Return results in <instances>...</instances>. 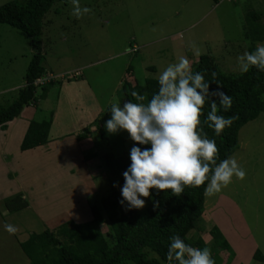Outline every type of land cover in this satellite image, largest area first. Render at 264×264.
Listing matches in <instances>:
<instances>
[{"label":"rangeland","instance_id":"374dc122","mask_svg":"<svg viewBox=\"0 0 264 264\" xmlns=\"http://www.w3.org/2000/svg\"><path fill=\"white\" fill-rule=\"evenodd\" d=\"M8 1L0 0V4ZM80 5L91 8L92 12L77 19L72 15L71 0H60L42 21L44 73L40 76L42 84L35 89L37 105L33 120L50 115L63 83L70 87L72 95L76 91L91 95L88 101L92 111L88 115L97 120L93 123L91 146L88 152L82 150L86 151L84 154L80 149L54 154L44 150L23 158L18 154L21 152L18 145L11 143L7 147L9 155L0 156V264H28L17 243L24 242L29 234L54 231L67 220L87 222L89 206L98 205L100 198L112 192L122 198L124 181L109 175L102 156L110 151L116 155L124 151L130 157L132 140L128 133L109 134L105 128V122L111 118V105L124 103L123 81L142 84L144 79H157L180 56L187 57L192 66L198 57L190 47L192 43L201 50V55L211 56L223 72L240 73L237 57L260 43H250L243 32L259 25L257 22H264V0L216 3L213 0H80ZM252 13L258 16V21L251 19ZM31 54L26 35L0 25V106L8 105L24 85ZM127 67L130 72H126ZM150 67L153 71L147 69ZM43 79L55 84L39 98L41 87L48 83ZM76 108L72 115L81 124L83 119ZM0 148L5 146L0 143ZM86 153L95 154L87 165L91 176L87 175L82 160L89 155ZM47 154L49 161L60 162L41 166L40 157ZM232 156L246 172L244 179L234 176L219 193L211 197L204 195L203 212L187 238H200L210 246L209 229L213 225L221 226L229 250L211 249L217 264H264V115L239 129L237 149ZM18 187L26 194L30 208L5 214L4 202L19 193ZM8 191L12 193L5 198ZM145 203H150V198ZM109 214H103L102 233L107 230ZM6 223L18 229L15 234L4 230ZM256 250L261 260L252 258Z\"/></svg>","mask_w":264,"mask_h":264},{"label":"trees","instance_id":"16d2710c","mask_svg":"<svg viewBox=\"0 0 264 264\" xmlns=\"http://www.w3.org/2000/svg\"><path fill=\"white\" fill-rule=\"evenodd\" d=\"M60 0H10L0 4V25H6L26 35L30 41L31 57L23 77L24 85L16 92L15 98L6 106H0V128L16 118L21 110L36 103L33 82L44 73L41 65L40 35L42 21L53 4ZM218 0H213L216 3ZM259 20L255 13L252 18ZM247 17V22H249ZM253 21V22H254ZM250 27L243 32V37L250 43H264V22ZM255 48L251 47L249 51ZM193 72H203L205 80L210 83V91L220 89L232 98L231 108L218 114L227 117L235 116L230 127L216 136L214 132L203 124L209 104H205L201 116V127L209 139H214L218 148L217 164L232 156L237 149V134L241 127L264 115V72L255 67L247 73L232 74L223 72L209 55H200L191 66ZM126 72H130L129 67ZM216 73L213 81L212 73ZM58 83V81H57ZM55 82H48L41 87L39 98H43L49 86ZM145 95V103L158 91L157 79H144L142 84H131L128 80L121 84V92L126 101L136 102L131 93ZM51 116L40 121L30 120L19 144V151L31 150L47 143V135L51 123ZM142 150L150 145H139L132 141V147ZM89 154V153H88ZM94 154L83 156V160L93 158ZM103 165L111 177L124 181L123 173L130 166L129 155L122 151L117 155L111 151L102 156ZM208 181L199 187H185L179 196L173 195L171 190L163 192L150 190V203H145L141 209L128 210L116 193L100 198L98 205H90V220L74 223L71 220L59 224L54 231L44 230L39 234L31 233L20 243V249L28 259V264H168L166 253L170 244V237L178 234L185 243L203 249L219 248L228 251L229 247L216 226H212L208 235L210 246L200 239L187 238V233L193 230L203 212L204 190ZM154 205H156L154 207ZM5 209L12 213L26 207V202L19 194L11 196L4 202ZM105 212H109V224L105 233L100 226L105 222ZM212 258L216 263L215 257ZM261 260L256 250L252 256Z\"/></svg>","mask_w":264,"mask_h":264},{"label":"clouds","instance_id":"9594fccd","mask_svg":"<svg viewBox=\"0 0 264 264\" xmlns=\"http://www.w3.org/2000/svg\"><path fill=\"white\" fill-rule=\"evenodd\" d=\"M71 3L72 15L77 19L92 12L89 7H81L80 0H71ZM190 47L197 56L202 54L195 43ZM237 65L241 74L253 67L264 72V44L258 43L253 51H244L237 57ZM212 79H216L215 72ZM157 80L158 91L149 101L145 103V95L133 91L131 95L136 102L126 101L122 106L113 103L111 118L105 122L109 134L125 131L134 145H150L143 150L136 146L130 150L131 163L123 173L120 201L122 205L127 203L128 210L143 208L151 189L171 190L173 195L179 196L185 187H199L208 181L204 195L211 197L227 187L234 176L243 180L246 175L234 156L217 164L219 150L215 140L209 139L201 127L206 103L210 111L203 124L216 136L232 125L237 117L218 114L221 109L227 112L231 108V96L222 91L218 83L217 89L210 91L204 73L193 72L185 56L170 63ZM3 227L9 234L18 230L12 224L6 223ZM166 260L168 264H215L209 247H193L178 234L170 237Z\"/></svg>","mask_w":264,"mask_h":264},{"label":"crops","instance_id":"0c3cea01","mask_svg":"<svg viewBox=\"0 0 264 264\" xmlns=\"http://www.w3.org/2000/svg\"><path fill=\"white\" fill-rule=\"evenodd\" d=\"M147 69L153 71L152 67L147 68ZM69 88H68V86L64 85V83L62 85H60L58 88V91L56 93L55 104H54L53 109L50 112L52 114V116H51V123L49 126L48 135H47V143L43 146H39V147H36L34 149L26 150V151L18 153L20 157L26 158L27 156L32 155V154H41L38 151L44 152V150H46L45 153H49V150H51L50 153H53V154L58 153V152L59 153H61V152L64 153V152H68V151L72 152V150H75V149H77V150L80 149L81 151L83 149H86V151L88 152L89 147L91 146L90 137H91V134L94 133V124L93 123L96 124V121H97V120L93 121L90 114L88 115V113H90L92 111L91 110L92 109L91 102L88 101V99L91 100V98H90L91 95L81 94L78 91H76L75 95H72L71 91L69 92ZM73 90H75V89H73ZM70 103H73V105H70ZM36 105H37V103L30 104L29 106L24 107L21 110L20 114L16 118L11 120L10 122H7L4 127L0 128V143L5 146V148H0V156L1 157H3L2 154H5L7 156L9 155L10 152H9V150H7V147L11 143L17 144L19 147V144L22 140V137L26 131L28 122L30 120H33V118H34V114H35L34 110H36V108H35ZM76 106H78V109L80 111L79 118L83 119L82 120L83 123H81V124H78L77 122H75L76 120H75L74 116L72 115V113L77 109ZM63 113H65L64 114L65 118H63L64 115H61ZM93 118H94V116H93ZM69 134L71 135V137H66V135H69ZM86 151H82L83 154ZM86 154H88V153H86ZM90 154H94V153H90ZM94 157H95V154H94ZM94 157L90 158L88 160H83V158H82V160L84 161V166L87 169H88L87 165L92 162ZM40 158H41V162H39L40 159L38 162L41 164V166H44V167H46V165L48 166L49 163L50 164L52 163V165H54V164H58V162H60L58 159H56L54 161L53 160L49 161V154L42 156ZM4 159H6V158H4ZM64 159H66V156H64V158L62 160V162L65 163ZM6 168H8V167L6 166ZM27 168H28V166H27ZM87 175L91 176V171H89V169H88ZM12 191L11 192L8 191L7 194H4V197L5 198L8 197L7 195H9V193H12ZM17 191L19 192L18 194L21 196V199L26 202V207L24 209L28 210L30 208V205L27 202L26 194L23 192V190H21L20 187H18ZM6 212H8V211H6ZM213 226H215V225H213ZM217 228L224 237L225 235H224V232H223V229L221 228V226H217ZM20 243H22V242H20ZM20 243H17L19 249H20V246H19ZM20 251H21V249H20ZM22 254H23V252H22Z\"/></svg>","mask_w":264,"mask_h":264},{"label":"built area","instance_id":"2783aa9c","mask_svg":"<svg viewBox=\"0 0 264 264\" xmlns=\"http://www.w3.org/2000/svg\"><path fill=\"white\" fill-rule=\"evenodd\" d=\"M41 80L42 79H37V80H35V82L33 83L34 85H37V84H41ZM45 79H43V81H44Z\"/></svg>","mask_w":264,"mask_h":264}]
</instances>
